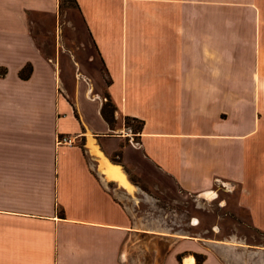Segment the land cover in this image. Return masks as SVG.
Instances as JSON below:
<instances>
[{
    "label": "crops",
    "instance_id": "0c3cea01",
    "mask_svg": "<svg viewBox=\"0 0 264 264\" xmlns=\"http://www.w3.org/2000/svg\"><path fill=\"white\" fill-rule=\"evenodd\" d=\"M74 1L87 39L56 33L60 0H0V264H147L152 238L160 264H239L234 241L163 229L129 170L237 192L264 232V0Z\"/></svg>",
    "mask_w": 264,
    "mask_h": 264
},
{
    "label": "rangeland",
    "instance_id": "374dc122",
    "mask_svg": "<svg viewBox=\"0 0 264 264\" xmlns=\"http://www.w3.org/2000/svg\"><path fill=\"white\" fill-rule=\"evenodd\" d=\"M73 23L79 27L80 37L87 39L85 26L78 16L75 3L66 1L61 10V25L56 26V33L61 34L62 29L67 32L70 24L74 27ZM48 29L49 27L38 28L40 45L46 52L50 44L47 39H44L49 34ZM50 29L53 31V27ZM130 128L137 131L139 125L136 122H130ZM134 139L137 143V136ZM129 174L131 179L147 192V212H152L153 217L161 221L163 229L168 228V232L173 233L175 230H182L186 238L210 240L211 243H221L225 246L234 241L235 245L241 246L237 247L240 250L239 253L233 254L236 256L233 258H239L237 260L239 264H264V232L252 227L246 213H236L234 207L237 192L231 196L223 194L218 200L210 202L181 193L171 183L157 187L151 181L154 180L152 177L148 175L143 177L136 170H129ZM204 198L207 197L204 196ZM214 227L219 228L220 233H214ZM168 247V242L158 238L147 240V264H160Z\"/></svg>",
    "mask_w": 264,
    "mask_h": 264
},
{
    "label": "trees",
    "instance_id": "16d2710c",
    "mask_svg": "<svg viewBox=\"0 0 264 264\" xmlns=\"http://www.w3.org/2000/svg\"><path fill=\"white\" fill-rule=\"evenodd\" d=\"M66 1H73L75 3L74 0H60V8L62 10L63 8V3L66 2ZM76 5V3H75ZM77 7V6H76ZM23 77H24V73H22ZM116 111V107L110 102H109L104 106L103 108V116L105 117V119L110 123L112 124L114 122V112ZM126 126L128 128H130V122H136L138 123L139 125V128L137 131L133 130L132 128V131L133 132H136V133H139L142 129V126H143V122L142 121H139L137 119H132V118H126ZM200 259H198V262L200 263Z\"/></svg>",
    "mask_w": 264,
    "mask_h": 264
},
{
    "label": "built area",
    "instance_id": "2783aa9c",
    "mask_svg": "<svg viewBox=\"0 0 264 264\" xmlns=\"http://www.w3.org/2000/svg\"><path fill=\"white\" fill-rule=\"evenodd\" d=\"M76 145V138L71 136H63L57 138V146H75Z\"/></svg>",
    "mask_w": 264,
    "mask_h": 264
},
{
    "label": "bare ground",
    "instance_id": "6f19581e",
    "mask_svg": "<svg viewBox=\"0 0 264 264\" xmlns=\"http://www.w3.org/2000/svg\"><path fill=\"white\" fill-rule=\"evenodd\" d=\"M114 170L119 171L120 169H119V168H114ZM114 170L112 169L111 172H109V177H110V178H119L118 174H117ZM120 181H121V183L124 184L126 187H128V188L131 189V187L128 186V184L126 183V181H125L124 179L120 178ZM205 196L207 197V199L212 200V199L214 198L215 194H213V193H208V194H205Z\"/></svg>",
    "mask_w": 264,
    "mask_h": 264
}]
</instances>
